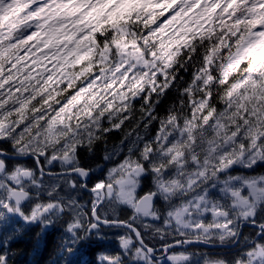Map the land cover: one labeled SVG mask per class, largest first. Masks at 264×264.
<instances>
[{
  "label": "snow or ice",
  "instance_id": "snow-or-ice-1",
  "mask_svg": "<svg viewBox=\"0 0 264 264\" xmlns=\"http://www.w3.org/2000/svg\"><path fill=\"white\" fill-rule=\"evenodd\" d=\"M0 264H264V0H0Z\"/></svg>",
  "mask_w": 264,
  "mask_h": 264
}]
</instances>
